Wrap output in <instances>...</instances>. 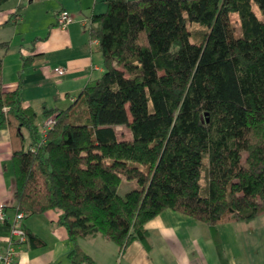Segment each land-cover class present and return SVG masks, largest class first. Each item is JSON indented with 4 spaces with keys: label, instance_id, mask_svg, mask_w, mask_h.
<instances>
[{
    "label": "trees",
    "instance_id": "trees-1",
    "mask_svg": "<svg viewBox=\"0 0 264 264\" xmlns=\"http://www.w3.org/2000/svg\"><path fill=\"white\" fill-rule=\"evenodd\" d=\"M89 31L104 73L44 111L56 115L46 137L19 90H4L0 54V128L21 141L16 211L57 210L76 264L93 262L79 237L148 245L146 224L165 209L213 229L263 215L264 0H108ZM124 178L139 186L122 195Z\"/></svg>",
    "mask_w": 264,
    "mask_h": 264
},
{
    "label": "crops",
    "instance_id": "crops-1",
    "mask_svg": "<svg viewBox=\"0 0 264 264\" xmlns=\"http://www.w3.org/2000/svg\"><path fill=\"white\" fill-rule=\"evenodd\" d=\"M107 1L8 0L0 9L4 90H19L23 105L38 114L40 127L44 111L69 107L85 86L103 75V54L98 40L91 39L89 26L95 14L107 10ZM62 9L75 17L66 27L56 19ZM58 67L66 72L59 74ZM23 133L29 145L30 132L23 128ZM20 146L9 125L0 128V206L6 205L8 217L0 221V251L7 245L16 212L13 155ZM256 218L213 229L190 215L165 209L146 224L148 245L134 239L122 249L101 234L79 237L77 243L93 261L79 264H264V242L258 241L259 226L253 223ZM58 220L55 209L25 216L29 234L44 242L28 240L20 245L14 264H76L69 256L74 242Z\"/></svg>",
    "mask_w": 264,
    "mask_h": 264
},
{
    "label": "built area",
    "instance_id": "built-area-1",
    "mask_svg": "<svg viewBox=\"0 0 264 264\" xmlns=\"http://www.w3.org/2000/svg\"><path fill=\"white\" fill-rule=\"evenodd\" d=\"M17 18H20L18 15ZM56 19L60 26L66 27L68 24L75 20V17L66 9H62L57 12ZM96 40V39H95ZM59 74H64L66 69L64 67L56 68ZM56 115L52 114L48 116L42 125V134L47 136V132L55 123ZM45 142V139L43 140ZM6 205L0 206V221H7L8 217L5 211ZM25 212L16 211L10 221V235L7 241V245L4 250L0 251V264H14L17 254V250L20 245L26 243L29 238L28 231L24 224Z\"/></svg>",
    "mask_w": 264,
    "mask_h": 264
},
{
    "label": "rangeland",
    "instance_id": "rangeland-1",
    "mask_svg": "<svg viewBox=\"0 0 264 264\" xmlns=\"http://www.w3.org/2000/svg\"><path fill=\"white\" fill-rule=\"evenodd\" d=\"M254 10L259 15L262 16V14H261L262 12H261L260 8L255 4H254ZM231 16H232L233 24L235 25L237 32H239V29H240L239 15L237 12H232ZM116 129H117V132H118L120 137H122V136L123 137H132V132L127 126H125V125L117 126ZM138 186L139 185H138V182L136 180H129V179L124 178L122 181V184L119 188V192H120V194L125 195L130 189L136 188ZM263 219H264V214L262 216H260L259 218H256L255 222H253L256 226H259L258 230H257L256 237L258 238V241H260V242H264V229H260V228L264 227ZM259 252H261V250Z\"/></svg>",
    "mask_w": 264,
    "mask_h": 264
}]
</instances>
